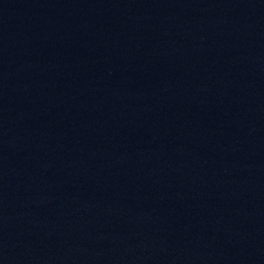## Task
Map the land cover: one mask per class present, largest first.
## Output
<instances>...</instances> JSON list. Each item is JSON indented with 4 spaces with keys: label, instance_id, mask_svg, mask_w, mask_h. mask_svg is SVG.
<instances>
[{
    "label": "water",
    "instance_id": "95a60500",
    "mask_svg": "<svg viewBox=\"0 0 264 264\" xmlns=\"http://www.w3.org/2000/svg\"><path fill=\"white\" fill-rule=\"evenodd\" d=\"M0 264H264V0H0Z\"/></svg>",
    "mask_w": 264,
    "mask_h": 264
}]
</instances>
